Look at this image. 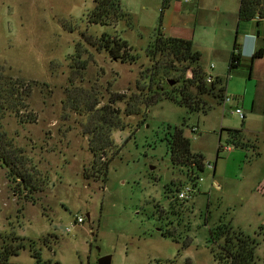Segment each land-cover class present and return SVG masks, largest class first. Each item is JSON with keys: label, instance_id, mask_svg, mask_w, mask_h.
Returning <instances> with one entry per match:
<instances>
[{"label": "rangeland", "instance_id": "rangeland-1", "mask_svg": "<svg viewBox=\"0 0 264 264\" xmlns=\"http://www.w3.org/2000/svg\"><path fill=\"white\" fill-rule=\"evenodd\" d=\"M163 1L120 0L128 15L96 26L88 21L94 0H0V66L30 84L27 102L37 120L22 124L11 113L3 119L28 158L35 186L22 191L0 166V250L25 245L10 262L35 264L34 250L51 264H98L104 256L111 264H219L210 232L231 223L256 236L258 264H264V56L252 63L243 44L254 39L256 50L264 49V20L239 21L238 0H169L161 12ZM159 29L191 39L202 67L223 80L233 101L213 93L203 113L162 100L131 116L124 102L116 103L125 129L112 132L116 147L105 180L99 165L92 167L87 108L148 87L147 48ZM104 33L125 39L137 60L112 59L100 44ZM235 41L242 60L229 71ZM180 78L172 72L165 83L173 80L178 88ZM237 107L243 120L234 114ZM166 125L184 126L191 151L204 157L189 200L176 198L189 179L162 141ZM227 129L243 130L249 146L229 143ZM78 216L83 224L75 223Z\"/></svg>", "mask_w": 264, "mask_h": 264}, {"label": "trees", "instance_id": "trees-1", "mask_svg": "<svg viewBox=\"0 0 264 264\" xmlns=\"http://www.w3.org/2000/svg\"><path fill=\"white\" fill-rule=\"evenodd\" d=\"M94 3L95 6L88 17L92 25L112 26L128 15L123 10L120 0H94ZM169 5V0H164L161 12ZM255 19H264V0H240L238 20ZM100 44L114 60H120L123 63H134L137 60V57L128 54V42L121 36L112 37L104 33ZM263 56L264 49L259 48L251 57L252 63ZM147 57L151 62V74L148 76L150 82L145 90L140 88V95L127 97L126 94H114L110 95L106 105L97 109H94L95 106L87 108L92 122V127L89 128L88 133L86 132L90 135L88 148L94 157L92 167L99 165L105 180L109 164L113 160L110 153L113 147H116L112 132L118 128L125 129L120 118L121 111L114 108L116 103L126 104V116L138 113L140 106H144L148 113L151 106L162 100L184 106L190 112L206 113L210 109L205 100L206 97L216 93L220 101L226 98V85L220 77H213L214 80L211 83L207 82L210 76L205 73L201 65V53L195 48L191 39L166 37L159 29L148 45ZM241 60L242 55L235 41L230 56L229 71L239 67ZM172 72L181 74L178 88L175 85L167 86L165 83L166 77ZM31 91L28 82L13 76L8 69L0 66V166L7 171L10 179L18 182L22 191L35 189L32 185L33 175L26 167L28 158L24 151L14 146L12 139L4 130L3 119L7 113H11L22 124L35 123L36 117L29 111L30 106L27 102ZM220 104L222 103L219 102L218 105ZM183 127L166 125L162 141L166 142L172 163L185 168L189 180L197 181L200 178L199 173L205 168L204 157L191 151V142L184 135ZM225 131L228 142L235 147L249 146L244 141L243 130L227 129ZM220 149L219 145L218 152ZM84 176L90 177L87 172ZM162 235L171 236L169 231H162ZM13 239L22 240L23 238L14 237ZM259 246L260 242L256 236H246L236 231L231 223H220L210 232L209 248L219 264H258ZM23 249H25L24 244L4 245L0 250V264H15L10 262V258L18 256ZM32 256L36 260L35 264H51V261H43L40 254L34 250H32Z\"/></svg>", "mask_w": 264, "mask_h": 264}, {"label": "built area", "instance_id": "built-area-1", "mask_svg": "<svg viewBox=\"0 0 264 264\" xmlns=\"http://www.w3.org/2000/svg\"><path fill=\"white\" fill-rule=\"evenodd\" d=\"M182 1H184V2H190L191 0H182ZM213 80H214V78L211 77V76L207 78V82H208V83H211ZM225 101H226V102H232V101H233V98L226 97V98H225ZM225 101H224V103H226ZM234 114H235V115H238L242 120L245 118V115H244V113H243V110H242L241 108H239V107H237V108L235 109ZM192 131H193V132H197L198 130H197L196 127H193V128H192ZM225 149L228 150V151L230 150L229 147H225ZM209 166H210V165H209ZM200 180H201V179H200ZM196 188H197V182H196V181L189 180V182L186 183V184H185V185H184V186L178 191L176 198H177L178 200H181V201H182V200H183V201H184V200H189V199H191V198L193 197ZM84 221H85V219H84L83 217L78 216V217H76L75 223L83 224Z\"/></svg>", "mask_w": 264, "mask_h": 264}, {"label": "crops", "instance_id": "crops-1", "mask_svg": "<svg viewBox=\"0 0 264 264\" xmlns=\"http://www.w3.org/2000/svg\"><path fill=\"white\" fill-rule=\"evenodd\" d=\"M198 1H200V0H198ZM239 5H240V0H238V2H237V8H238V10H239ZM234 7H235V4L234 3H232V9H231V11H233L234 10ZM257 20H259V21H262V20H264V19H257ZM258 38V37H257ZM243 44H244V46H245V55H253L254 54V52L256 51V49H257V43H256V41L254 40V39H248V40H243ZM242 54V53H241ZM214 65L212 64L211 66H210V68H212V69H214ZM207 68H208V66H207ZM207 68L206 69H204V71H205V73L207 74V75H209V76H211V77H214L212 74H209L208 72H207Z\"/></svg>", "mask_w": 264, "mask_h": 264}, {"label": "water", "instance_id": "water-1", "mask_svg": "<svg viewBox=\"0 0 264 264\" xmlns=\"http://www.w3.org/2000/svg\"><path fill=\"white\" fill-rule=\"evenodd\" d=\"M169 85H175V81L169 80ZM98 264H111V256H104L98 260Z\"/></svg>", "mask_w": 264, "mask_h": 264}]
</instances>
